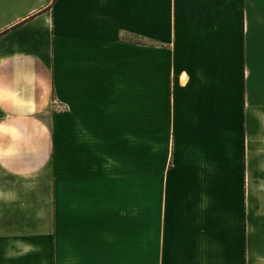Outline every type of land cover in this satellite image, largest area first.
<instances>
[{"label":"crops","instance_id":"obj_1","mask_svg":"<svg viewBox=\"0 0 264 264\" xmlns=\"http://www.w3.org/2000/svg\"><path fill=\"white\" fill-rule=\"evenodd\" d=\"M0 264H264V0H0Z\"/></svg>","mask_w":264,"mask_h":264},{"label":"rangeland","instance_id":"obj_2","mask_svg":"<svg viewBox=\"0 0 264 264\" xmlns=\"http://www.w3.org/2000/svg\"><path fill=\"white\" fill-rule=\"evenodd\" d=\"M140 91H141L140 86H134L135 94ZM137 99L138 97L135 96L134 105L137 108L133 109V116H134L133 124L134 126L138 127L137 128V131H139L138 134L125 135V136L119 135L116 142L113 139V136L112 138L111 136H107V139L105 138L102 141V156H103L102 158L106 159L105 157H110L109 163H107V161L103 159L102 173L105 175L116 176L118 180H121V177H127L128 179L133 181V187H134L133 191L135 192V194H137V192L139 193L141 192V177L143 174L142 171L143 143H142V136L140 133V118L136 116L137 113H140V110H138V107L140 109V100H138V104H137ZM52 105L54 112H61L64 110L60 102L56 100L53 101ZM166 140L167 139L165 134L160 136L157 134H152V133L150 134L149 164L148 167H146V171L149 170L150 175L163 174L166 169L164 163L167 157V152L165 150V144L167 142ZM111 141H114L112 145L113 150H107L104 145L110 147L109 144H111L110 143ZM114 145L117 146V149L115 148ZM128 184L130 186V183ZM134 202L140 203V197L138 198V194L137 197L135 195Z\"/></svg>","mask_w":264,"mask_h":264}]
</instances>
